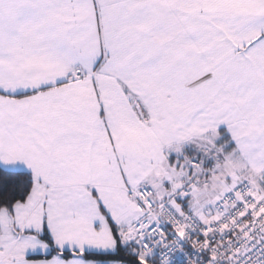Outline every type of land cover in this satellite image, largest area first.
Returning <instances> with one entry per match:
<instances>
[{
    "label": "snow or ice",
    "instance_id": "obj_1",
    "mask_svg": "<svg viewBox=\"0 0 264 264\" xmlns=\"http://www.w3.org/2000/svg\"><path fill=\"white\" fill-rule=\"evenodd\" d=\"M0 264H264V0H0Z\"/></svg>",
    "mask_w": 264,
    "mask_h": 264
}]
</instances>
